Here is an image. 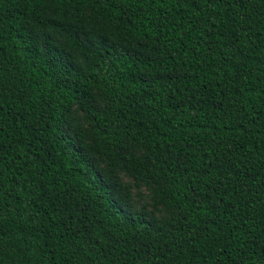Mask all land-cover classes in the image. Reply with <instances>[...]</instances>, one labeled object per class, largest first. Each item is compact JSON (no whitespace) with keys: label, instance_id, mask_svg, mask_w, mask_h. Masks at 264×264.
I'll use <instances>...</instances> for the list:
<instances>
[{"label":"trees","instance_id":"obj_1","mask_svg":"<svg viewBox=\"0 0 264 264\" xmlns=\"http://www.w3.org/2000/svg\"><path fill=\"white\" fill-rule=\"evenodd\" d=\"M0 264H264V0H0Z\"/></svg>","mask_w":264,"mask_h":264},{"label":"rangeland","instance_id":"obj_2","mask_svg":"<svg viewBox=\"0 0 264 264\" xmlns=\"http://www.w3.org/2000/svg\"><path fill=\"white\" fill-rule=\"evenodd\" d=\"M75 126L85 125L84 116L82 113L77 114L74 121ZM116 189L119 196L129 205L132 209L137 211H145L148 213L154 212L156 216L163 217L167 213L164 210L154 211L152 202L149 197V192L145 188L138 189L134 181L127 175H120L114 178Z\"/></svg>","mask_w":264,"mask_h":264}]
</instances>
